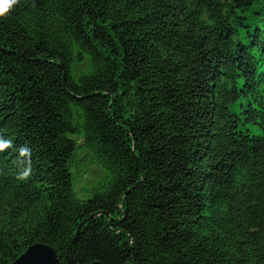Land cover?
<instances>
[{"label":"trees","instance_id":"obj_1","mask_svg":"<svg viewBox=\"0 0 264 264\" xmlns=\"http://www.w3.org/2000/svg\"><path fill=\"white\" fill-rule=\"evenodd\" d=\"M0 142V264H264V0H19Z\"/></svg>","mask_w":264,"mask_h":264},{"label":"water","instance_id":"obj_2","mask_svg":"<svg viewBox=\"0 0 264 264\" xmlns=\"http://www.w3.org/2000/svg\"><path fill=\"white\" fill-rule=\"evenodd\" d=\"M12 264H59L55 251L46 244H35L17 258ZM92 264H101L94 262Z\"/></svg>","mask_w":264,"mask_h":264},{"label":"rangeland","instance_id":"obj_3","mask_svg":"<svg viewBox=\"0 0 264 264\" xmlns=\"http://www.w3.org/2000/svg\"><path fill=\"white\" fill-rule=\"evenodd\" d=\"M82 155L78 167L74 170L75 191L80 197V189L85 185H89L92 179L99 177L102 174V171L91 161L90 158L87 157L85 152H83Z\"/></svg>","mask_w":264,"mask_h":264},{"label":"clouds","instance_id":"obj_4","mask_svg":"<svg viewBox=\"0 0 264 264\" xmlns=\"http://www.w3.org/2000/svg\"><path fill=\"white\" fill-rule=\"evenodd\" d=\"M19 2V0H0V18L5 17L8 10L12 5H15ZM6 145L0 142V149H3Z\"/></svg>","mask_w":264,"mask_h":264}]
</instances>
